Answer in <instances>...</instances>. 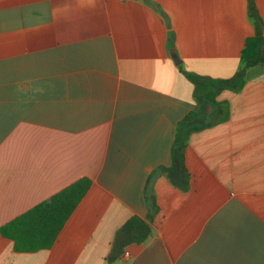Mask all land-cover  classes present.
Segmentation results:
<instances>
[{"label":"crops","instance_id":"crops-1","mask_svg":"<svg viewBox=\"0 0 264 264\" xmlns=\"http://www.w3.org/2000/svg\"><path fill=\"white\" fill-rule=\"evenodd\" d=\"M251 38L264 56V0H0V229L90 180L50 248L17 252L0 233V264H107L132 217L150 234L118 264H264ZM201 104L211 125L186 136L187 189L161 171L148 181Z\"/></svg>","mask_w":264,"mask_h":264},{"label":"trees","instance_id":"trees-1","mask_svg":"<svg viewBox=\"0 0 264 264\" xmlns=\"http://www.w3.org/2000/svg\"><path fill=\"white\" fill-rule=\"evenodd\" d=\"M259 44L260 41L258 38H251L246 41L241 57L243 69L254 64L264 65V56L260 55ZM190 78L195 85V96L198 97L200 88L206 82L201 78L193 76ZM237 85V90H239L242 84ZM221 87L220 85L219 89ZM209 102L211 105L214 104L213 99ZM203 116H207V114L201 104L196 112H192L185 117L178 127L177 135L172 145V165L169 168H157L149 175L148 181H150L154 174L161 171L165 172L169 180L178 188L181 190L187 189L189 175L184 168V151L187 145L186 136L191 132L199 131L211 125V118L207 116L209 120L205 121L201 118ZM183 131L186 132L184 135ZM89 187V179L82 178L77 180L53 195L49 201L35 206L28 212L1 227V235L13 241L14 248L17 252H33L50 248ZM157 210L158 207L155 204H151L149 206V217ZM149 234L150 226L146 221L138 217H132L127 220L115 233L111 244V252L106 259L107 264H118L127 246L131 244H143L149 237Z\"/></svg>","mask_w":264,"mask_h":264}]
</instances>
